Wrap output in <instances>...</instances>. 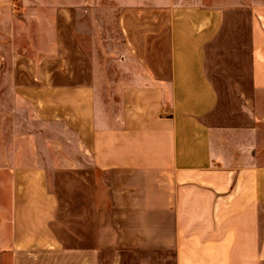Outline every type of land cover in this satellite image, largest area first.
Instances as JSON below:
<instances>
[{
  "label": "crops",
  "instance_id": "1",
  "mask_svg": "<svg viewBox=\"0 0 264 264\" xmlns=\"http://www.w3.org/2000/svg\"><path fill=\"white\" fill-rule=\"evenodd\" d=\"M123 9L108 82L74 4L33 54L0 6V264H264V0Z\"/></svg>",
  "mask_w": 264,
  "mask_h": 264
},
{
  "label": "rangeland",
  "instance_id": "2",
  "mask_svg": "<svg viewBox=\"0 0 264 264\" xmlns=\"http://www.w3.org/2000/svg\"><path fill=\"white\" fill-rule=\"evenodd\" d=\"M136 1L7 0L0 6L3 8L1 17L7 18L8 22L10 20L8 31L10 27L16 28L14 36L12 35L15 47L22 50L21 46H24V52L33 54V52H46L48 50L50 41H48L47 35H50L52 7L63 3L74 4L77 20L79 18L84 20L81 27L76 29V34L83 47L91 55L93 63L98 61L101 63L102 70H105L104 73L99 72V80L106 77L104 79L111 82L109 78L112 75L117 78L121 73H130L135 69L132 57L125 59L131 64L120 58L122 50L127 49L128 46L120 33L118 15L120 16L121 11L124 10L123 8L134 6ZM151 2H154V0H151ZM102 90L103 95H105L106 92L104 89ZM99 92L101 93L100 89Z\"/></svg>",
  "mask_w": 264,
  "mask_h": 264
}]
</instances>
